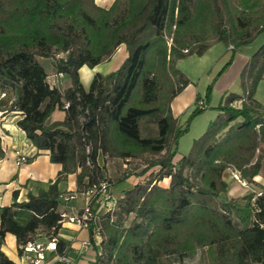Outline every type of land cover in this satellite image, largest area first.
Returning <instances> with one entry per match:
<instances>
[{
	"label": "trees",
	"instance_id": "trees-1",
	"mask_svg": "<svg viewBox=\"0 0 264 264\" xmlns=\"http://www.w3.org/2000/svg\"><path fill=\"white\" fill-rule=\"evenodd\" d=\"M94 1L0 0V111L18 113L26 139L61 166L46 190L21 201L15 191L12 203L0 207V264H16L1 250L7 234L19 257L41 237L56 238L57 254L66 255L58 233L69 193L57 187L69 175L80 195L100 183L113 188L148 176L89 226L93 246L95 229L100 238L93 264H181L199 252V264H264V190L254 206V195L245 196L240 223L235 201L221 200L226 170L252 183L264 162V108L255 99L264 81V43L240 73L241 92L222 95L215 120L179 159L188 126L171 111L189 85L177 63L215 44L232 47V55L251 44L264 34V0H114L108 9ZM120 45L127 56L119 68L95 74L85 90L79 69L103 63ZM39 59H50L70 87L50 86ZM55 111L61 120H51ZM100 159L137 162V171L111 181Z\"/></svg>",
	"mask_w": 264,
	"mask_h": 264
},
{
	"label": "crops",
	"instance_id": "crops-1",
	"mask_svg": "<svg viewBox=\"0 0 264 264\" xmlns=\"http://www.w3.org/2000/svg\"><path fill=\"white\" fill-rule=\"evenodd\" d=\"M100 2L102 7L108 9L114 0H100ZM242 48L243 47L236 52L233 58L232 66L234 67L237 63L233 72L234 81L237 78L239 81L242 69L253 54V52L252 54L244 53ZM126 56L127 53L125 46L120 45L113 55L103 63L92 69L86 66L81 67L78 74L83 88L85 90L89 89L90 83L95 74L106 76L117 70ZM45 71L47 73V82L50 86L57 87L56 85H58L63 89L70 87V80L64 82L65 75L57 74L52 66V62H50V74L46 69ZM225 93L227 92L225 91L223 94ZM196 98L197 93L189 81V85L171 102L173 116L179 119L182 114L195 106ZM62 118L63 113L59 111H55L51 116V120L53 121L61 120ZM18 119H20L18 113H5L0 111V146L5 152L4 159L0 160V207L8 206L12 203L13 192L15 191H18L17 201H21L25 198L28 192L36 195L38 191L46 190L49 181L54 180L58 172L61 170L60 165L50 163L47 151L37 152L36 148H34L29 140L26 139L25 134L16 126ZM19 156H23L25 159L34 156L35 158L29 164L24 163L17 165L16 162ZM180 157H182V155H176L177 159ZM109 162L110 161L106 162V166ZM111 162L116 164L121 163L118 160H111ZM227 174H229L228 179L225 177ZM234 175H236V173L231 169L226 170L223 174V179L227 184L231 179L234 181L231 187L228 185L226 199L236 202L241 198L242 200H240L243 205L240 206L237 204L236 208H239L246 213L248 208L246 207V200H244L245 196L253 194L254 199L259 197L257 194L264 190V162H262L259 175L253 178L252 183H247V187H242L236 180H234ZM132 178L133 177H129L125 180L128 184L127 189H123L118 198H121L124 191L132 188L137 183L132 181ZM75 179V175H69L67 180L60 182L57 187L59 192H68L69 196L67 197H71V199L64 200L60 207V212L68 216H74L80 212L84 204L83 196L74 193L76 188ZM163 182L166 183V186L168 185V179H165ZM112 190L114 192V187ZM98 203L99 201L93 203V209H95V205ZM58 238L66 244V257L70 260V263L61 261L57 252H47L45 264H93L98 250L99 240L94 238V246L92 244L90 248L81 249L79 247L80 242L89 240V231L87 229L81 228L74 223L64 222L61 224ZM1 250L14 263L25 264L23 257H19L17 254V246L14 236L10 234L5 236Z\"/></svg>",
	"mask_w": 264,
	"mask_h": 264
},
{
	"label": "rangeland",
	"instance_id": "rangeland-1",
	"mask_svg": "<svg viewBox=\"0 0 264 264\" xmlns=\"http://www.w3.org/2000/svg\"><path fill=\"white\" fill-rule=\"evenodd\" d=\"M95 4L101 8L100 0H95ZM264 42V34L258 36V38L253 41L251 44L244 46L242 50L244 53H254L255 50ZM235 55H232L230 48H226L225 45L219 43L213 45L204 55L190 56L180 60L177 63V68L181 71L187 79L191 82L193 88L195 89L197 96L200 97L206 107L203 111L193 114L195 107L193 106L190 110L182 114L178 121L181 126H188L187 131L179 138L177 145V154L178 155H187L191 149L192 143L194 140L198 139L202 134L207 130L209 124L215 120L217 117V107L220 103L223 93H240L241 88L238 81V78L233 80V72L236 65H233V58ZM41 65L49 72L50 74V59H39ZM68 76L65 75L64 82L69 81ZM59 89H63L61 86L56 85ZM255 99L261 104L264 108V81H261L255 92ZM100 164L106 165L105 160L100 159ZM137 162H132L127 165L122 163H112L104 167L107 173V177L111 181H115L120 178L123 172L135 174L137 169ZM122 170V171H119ZM146 177H136L131 176L132 181L137 183H145L148 180ZM229 174L225 177L228 179ZM231 179L228 182L229 187L233 184ZM231 183V184H230ZM160 186L165 187V182H160ZM127 182H119L113 188L110 187V193L113 198L112 202L118 201V196L121 191L127 189ZM226 197L221 196V200H224ZM241 199V198H240ZM236 201V205L242 206L241 200ZM111 201L106 202L99 200V203L95 205L94 211L100 213L104 212V209L108 208L112 204ZM233 217L235 222L240 223L243 218H245V212L239 208H236L233 212ZM237 218V219H235ZM44 238L41 237L39 242L44 243ZM202 262L201 252H199L194 258H187L181 261V264H199Z\"/></svg>",
	"mask_w": 264,
	"mask_h": 264
},
{
	"label": "built area",
	"instance_id": "built-area-1",
	"mask_svg": "<svg viewBox=\"0 0 264 264\" xmlns=\"http://www.w3.org/2000/svg\"><path fill=\"white\" fill-rule=\"evenodd\" d=\"M230 49L232 47H229ZM4 97V95H1V98ZM195 105L198 109H203L204 108V102L202 100H198L195 102ZM26 159L23 156H19L16 164L21 165L24 164ZM234 180H236L242 187H247V182L240 179V177L236 174L234 175ZM258 196L261 195L259 192L257 194ZM84 198V204L80 212L75 214L74 216H68L66 214H62L61 218L62 221L61 223L64 222H70L77 224L81 228L87 229L89 228L90 225L95 223L96 221V216L98 212L93 210V203L97 202L99 200H103L106 202H109L113 200L111 193H110V188L107 183H100L98 186H92L89 188L83 195ZM64 200L71 199V197L65 196L63 198ZM114 201V200H113ZM255 198L252 199V206H254ZM115 206V202H112L111 206L108 208L104 209V211H109L113 209ZM254 211H258L254 209ZM94 238L100 240L99 234H98V229H95L94 231ZM56 243L57 239L56 238H51L49 241L45 243L41 242H31L28 243L24 247V253H23V259L25 260V264H45L46 260V254L47 252H56ZM92 243L90 240H85L79 243V247L81 249L83 248H90ZM59 259L65 263H70V260L64 256H59Z\"/></svg>",
	"mask_w": 264,
	"mask_h": 264
}]
</instances>
